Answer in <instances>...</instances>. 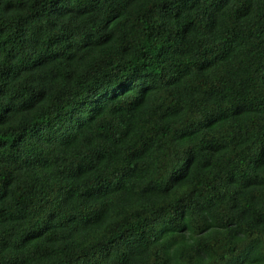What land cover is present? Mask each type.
<instances>
[{"label": "trees", "instance_id": "1", "mask_svg": "<svg viewBox=\"0 0 264 264\" xmlns=\"http://www.w3.org/2000/svg\"><path fill=\"white\" fill-rule=\"evenodd\" d=\"M0 264H264V0H0Z\"/></svg>", "mask_w": 264, "mask_h": 264}]
</instances>
